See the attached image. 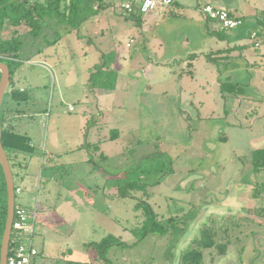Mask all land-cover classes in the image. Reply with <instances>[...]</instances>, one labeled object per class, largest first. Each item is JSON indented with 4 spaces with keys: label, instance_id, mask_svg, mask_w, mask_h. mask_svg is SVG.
Here are the masks:
<instances>
[{
    "label": "rangeland",
    "instance_id": "rangeland-1",
    "mask_svg": "<svg viewBox=\"0 0 264 264\" xmlns=\"http://www.w3.org/2000/svg\"><path fill=\"white\" fill-rule=\"evenodd\" d=\"M198 1L206 4L173 0L146 23L142 14L140 24L124 10L125 0H103L100 13L78 29L57 27L56 43H50L58 37L51 27L38 36L21 34L19 66L12 72L29 98L22 102L27 115L21 128L33 139L38 134L41 148L54 121L72 142L83 129L87 139L78 151L94 157L67 165L79 160L77 151L62 158L61 168L36 163L35 177L40 169L42 182L54 174L72 190L79 186L85 200L76 205L84 213L74 234H36L48 263L184 264V253L199 247L208 229L216 245L201 248L203 264H264V167L254 171L253 164L254 150L264 149V32L259 46L249 36L236 46L235 30H225L223 38L211 33L221 28ZM220 1L247 20L264 14V0ZM6 30L13 35V28ZM101 83L113 85L107 90ZM227 90L251 99L234 101ZM12 97L8 92L5 101L14 103ZM10 159L21 203L27 163L23 172ZM108 177L117 193L103 191ZM139 202L149 203L156 218L149 220ZM86 206L105 212L110 228L93 222ZM155 222L161 229L152 231ZM69 249L77 260L66 258Z\"/></svg>",
    "mask_w": 264,
    "mask_h": 264
},
{
    "label": "crops",
    "instance_id": "crops-1",
    "mask_svg": "<svg viewBox=\"0 0 264 264\" xmlns=\"http://www.w3.org/2000/svg\"><path fill=\"white\" fill-rule=\"evenodd\" d=\"M205 1L206 3H212L216 6L225 7L229 9L227 6L222 5L220 0H205ZM201 5L202 3L198 1L199 9L200 7H202ZM154 12L155 11L145 14L143 18L145 23H146V20L150 19L153 16ZM233 14L235 15V13ZM238 17H242V16H238ZM261 20L264 21V14L257 15L255 17V20L246 19V21L243 22V24L239 28L234 29L236 32L234 30H229V31H234V33L231 32V36L233 35L232 43H235L236 46L237 44H240V47H241L243 45L240 42L242 41L243 43V40L245 38L248 39L250 37V39L254 41V44L259 46L260 40L257 39L258 40V44H257V40L251 37V32L249 30L252 29L254 26L261 29V27L257 23V21H261ZM22 25H25V24H22ZM8 26L13 28L14 33L11 36L23 34L29 30L28 28L26 29L25 32H20L17 30L20 28V26L13 27L9 25L8 23H6L4 24L3 28L0 29V37L2 38L11 37V36L5 35V33L7 32L6 29ZM221 30H225V29L221 28ZM263 32H264V29H262L261 33L263 34ZM261 35L259 34V37ZM230 48H232L231 45H230ZM223 52L224 51H222L221 53ZM245 60L248 61V63H251L248 59L245 58ZM28 62L31 64H34L30 59L28 60ZM251 65L255 66V63ZM105 89L108 90L111 88H105ZM10 91H11V96H13L12 98L15 101L14 103L5 101V97ZM21 93L22 95L20 96L19 94ZM28 99L29 98H28L27 90L23 87L18 89L14 79L12 78V81L9 83L6 93L4 95L3 102L1 105V111H0V117L3 118L4 128H8L15 132L28 136L30 138V145L33 147L32 152L14 151L11 153L13 162L16 168L19 169L20 171L24 172L23 167H24V164L27 163L26 164L27 166L26 175L24 177L21 176V178L23 179L22 181L25 183L27 187V191L26 193L21 195L20 204H23L27 207H32L35 204H38L39 219H38L37 233H40L43 239L46 237L47 234L53 235L54 233H59V234L66 233V234L72 235L74 234L76 227H78L75 225L76 221H80L84 213L83 212L84 209L80 211L79 209L76 208V205L79 204V201L85 204L84 198L80 196L78 193L77 189H79V186H77L75 190H72L69 187H67L66 184L62 182V180H60L59 177H56V175L49 174V173H48V176L45 178V181L42 182V178L40 177L42 173V169H40L39 176H36V177H35V173H36L35 169H36V163L38 164V162L43 163V165L47 163L46 166L51 167V168H55V167L61 168V166L63 167V164H65L66 162H62L61 161L62 158L67 155H72V154L75 155L77 154L76 152L78 150L83 149L84 148L83 139H87V136L86 138H84L85 135H84V132L82 131L83 129H81V135L79 136V140H77V142L76 141L72 142L71 138H66L59 133L58 127L56 126V121H54L53 123H51L52 132L47 133L46 141L44 142V145L41 148L40 145L42 144V139L40 138V136L36 134V138L33 139L31 134L27 130H25V128H21L20 120L21 118L27 115L26 110L21 108L22 102L27 101ZM71 109H73L72 106L70 107V110ZM41 123H42V120H41ZM78 152H80V156L79 158H77L79 160H76V158H74L75 160L69 159L67 162V165L76 166L79 163H88L90 160H92V158H94L92 157L91 152L86 153V155H84L82 151H78ZM95 163L97 162L95 161ZM97 166L100 167V165H97ZM71 168H74V167H71ZM107 172L111 175L110 171H107ZM84 175H86V173ZM16 186L21 187L20 185H16ZM112 190L115 191V188H114V185L110 184V180L108 177L104 184L103 191L105 193H111ZM86 209L92 213V218L90 219L93 222L95 220H100L101 222L99 223H101L103 227L105 228L107 227V229L110 228L111 219L105 212H102L101 210L96 209L95 207L93 208L95 211H93V209H91L90 206L88 207L86 206ZM56 217L62 219L63 222L62 221L57 222V223L54 222L53 220ZM66 234H62V235H66ZM44 249H45V246L42 251L39 250L40 255L38 257V262L39 264H50V261L49 263L47 261L48 259L45 260V256L43 252ZM66 258L68 260H77V255L75 254L74 250L69 249L67 250Z\"/></svg>",
    "mask_w": 264,
    "mask_h": 264
},
{
    "label": "trees",
    "instance_id": "trees-1",
    "mask_svg": "<svg viewBox=\"0 0 264 264\" xmlns=\"http://www.w3.org/2000/svg\"><path fill=\"white\" fill-rule=\"evenodd\" d=\"M0 0V29L3 28L4 24L8 23L9 25L16 27L22 24H25L29 30L25 34H33L38 36L44 34L45 29L51 27L53 31L58 35V37L50 43H56L61 37L60 31L58 28H65L68 30L78 29L82 23L90 19L92 16H95L100 13L101 9L104 7L103 0ZM173 3V0H172ZM232 13V10H230ZM131 18H136L137 21L141 24L142 13L135 10L132 13H129ZM243 22L246 21L245 16L240 17ZM258 25L261 27L257 28L254 26L249 31L258 30L261 35L262 29H264V21H257ZM225 30H213L211 33L219 36L220 38L224 37ZM23 42L21 39V34L11 36L9 38L0 37V53L3 57L0 60L6 62L10 67L11 79L12 81V72L19 66L18 58L21 53V47ZM111 66L114 64V61L110 62ZM106 63L102 66L104 68ZM115 65V64H114ZM117 66V64H116ZM110 67V66H109ZM108 67V68H109ZM107 68V65H106ZM115 70L114 72H116ZM115 79L117 78V72L115 73ZM1 78V72H0ZM93 81V77H91ZM92 89L97 86V83L92 82ZM107 82V81H104ZM104 86V88H111L107 84H99ZM100 86V87H101ZM225 92V91H224ZM228 93H234L231 90H227ZM238 93V92H237ZM235 94V93H234ZM0 134L3 146L11 158V153L14 151H27L32 152L33 147L30 145V138L24 134L15 132L11 129L4 128L3 118L0 117ZM96 147H98L96 145ZM11 160V159H10ZM254 168L259 170L264 167V149L257 150L254 153ZM117 190L115 189V192ZM117 193V192H116ZM140 205L145 206L146 214L148 215L149 220L156 218V213L154 212L151 205L147 202H139ZM7 209H8V191L5 174L0 162V251H1V242L3 233L5 230L6 219H7ZM171 220V227H175L173 224V218ZM150 228L152 231H156L159 228L158 224L150 223ZM163 232V231H162ZM166 233V232H165ZM199 247L192 248L187 250L182 260L184 264H203L202 257L203 251L201 248H211L216 245L213 234L209 232L208 229L202 231L201 241L198 243ZM218 245V244H217ZM201 246V247H200ZM220 252L224 253V245H218ZM13 244H10V254L12 253ZM69 264H91V263H81L70 261Z\"/></svg>",
    "mask_w": 264,
    "mask_h": 264
},
{
    "label": "built area",
    "instance_id": "built-area-1",
    "mask_svg": "<svg viewBox=\"0 0 264 264\" xmlns=\"http://www.w3.org/2000/svg\"><path fill=\"white\" fill-rule=\"evenodd\" d=\"M171 3L172 0H125L123 8L128 13L137 10L142 14H148L159 6H168ZM200 9L208 19L217 21L222 29L234 30L243 24L240 17L234 15L225 7L206 3ZM251 37L257 40L259 38L258 31L252 30ZM1 57L3 56L0 53ZM21 191V187H15L16 194ZM38 219V204L27 207L23 204L16 203L10 242V244H13V249L11 254L9 251L8 264H39L38 257L40 251L35 244Z\"/></svg>",
    "mask_w": 264,
    "mask_h": 264
},
{
    "label": "water",
    "instance_id": "water-1",
    "mask_svg": "<svg viewBox=\"0 0 264 264\" xmlns=\"http://www.w3.org/2000/svg\"><path fill=\"white\" fill-rule=\"evenodd\" d=\"M0 72H1V78H0V111H1L3 98L11 79L10 67L6 62L2 60H0ZM0 162L5 174L7 191H8L7 219H6L5 230L1 242L0 264H8L9 248L11 242L12 226H13V219H14V212L16 205V192H15L16 184H15L12 165L9 156L3 146L1 134H0ZM204 215H205V209L196 218L194 225L189 229L187 235L190 234L192 231H194L195 227L203 219Z\"/></svg>",
    "mask_w": 264,
    "mask_h": 264
},
{
    "label": "flooded vegetation",
    "instance_id": "flooded-vegetation-1",
    "mask_svg": "<svg viewBox=\"0 0 264 264\" xmlns=\"http://www.w3.org/2000/svg\"><path fill=\"white\" fill-rule=\"evenodd\" d=\"M244 92H242V93H237V94H232V96H234V98H233V100L235 101V99H236V97H238L239 95L241 96V95H245V94H243ZM246 97H244V98H250V96L249 95H245ZM242 97V96H241ZM237 99H239L240 101H238V103H237V105H240L241 103H242V101L243 100H241L240 98H237ZM251 99V98H250ZM225 104H226V108L229 106V104L230 103H228V102H225ZM243 104V103H242ZM239 110V109H238ZM238 110L236 111V113L238 112ZM227 111V110H226ZM226 113V112H225ZM227 115H229L228 113H227ZM248 115H250L249 114V112H248V114H247V116ZM255 115H257V112L255 113ZM257 117H260L259 115H257ZM264 117V116H263ZM257 150H260V149H256V150H254V152H253V157H254V153L257 151ZM253 161H254V158H253ZM260 170V169H259ZM259 170H256L255 168H254V171H259Z\"/></svg>",
    "mask_w": 264,
    "mask_h": 264
}]
</instances>
